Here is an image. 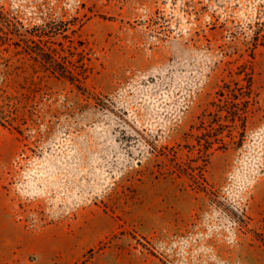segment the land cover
I'll list each match as a JSON object with an SVG mask.
<instances>
[{
  "label": "rangeland",
  "instance_id": "1",
  "mask_svg": "<svg viewBox=\"0 0 264 264\" xmlns=\"http://www.w3.org/2000/svg\"><path fill=\"white\" fill-rule=\"evenodd\" d=\"M0 10L36 33L70 26L32 45L73 81L0 42V184L25 226L66 238L69 264H264L248 229L264 214V44L248 42L264 0Z\"/></svg>",
  "mask_w": 264,
  "mask_h": 264
},
{
  "label": "crops",
  "instance_id": "2",
  "mask_svg": "<svg viewBox=\"0 0 264 264\" xmlns=\"http://www.w3.org/2000/svg\"><path fill=\"white\" fill-rule=\"evenodd\" d=\"M59 236L51 228L25 226L0 184V264H69L68 242Z\"/></svg>",
  "mask_w": 264,
  "mask_h": 264
},
{
  "label": "trees",
  "instance_id": "3",
  "mask_svg": "<svg viewBox=\"0 0 264 264\" xmlns=\"http://www.w3.org/2000/svg\"><path fill=\"white\" fill-rule=\"evenodd\" d=\"M251 25V24H250ZM263 23L260 21H256V25L252 27L251 34L249 36L248 42L256 46L259 43L264 44V27L262 26ZM252 26V25H251ZM0 27L1 34H0V42L2 40H11L12 37H17L16 40L13 42L10 41V44H14L16 47V52L18 53H25L29 56L35 58L44 66H48L54 73L64 76L70 80H74L72 77V73L67 69L66 62L63 60L64 56H59L54 50H46L42 47L37 48L32 43H36L35 36L44 37L45 35L50 37L54 34H57L61 31H66L70 28L69 24L66 23L64 27H55L50 31V33L39 32L33 30V28H37V25H33L31 27L25 25L22 20L18 18L17 15H10L3 10H0ZM58 30V31H56ZM232 34V33H231ZM232 37L238 38L236 34H232ZM4 42V43H5ZM2 44V43H1ZM0 44V46H1ZM7 56L2 54V49H0V74L4 73L6 70L5 67L7 66ZM247 87L248 91L247 94L250 95L252 91V78L249 76L247 79ZM246 108V107H244ZM245 110V109H244ZM3 112V106L0 103V117L2 118L1 113ZM229 120L235 121L236 118H240L242 120V124L244 125V117L242 113L239 111H230L229 113ZM202 123L204 121H201ZM1 123V119H0ZM13 129H18L15 126H12ZM20 132V131H18ZM198 141L203 144L204 147H208L211 144V140L209 139V134L207 132H203L201 135L198 136ZM244 218L247 220L250 219L249 216L243 214ZM242 219L240 222L241 227H247V220L243 221ZM252 235L264 246V214L260 218V223L256 228H248Z\"/></svg>",
  "mask_w": 264,
  "mask_h": 264
}]
</instances>
